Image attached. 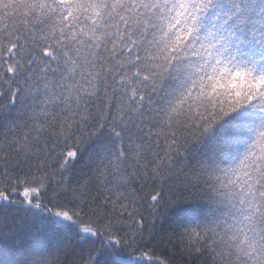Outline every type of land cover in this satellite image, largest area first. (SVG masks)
Returning a JSON list of instances; mask_svg holds the SVG:
<instances>
[{
  "label": "snow or ice",
  "instance_id": "obj_1",
  "mask_svg": "<svg viewBox=\"0 0 264 264\" xmlns=\"http://www.w3.org/2000/svg\"><path fill=\"white\" fill-rule=\"evenodd\" d=\"M176 251L264 264V0H0V264Z\"/></svg>",
  "mask_w": 264,
  "mask_h": 264
},
{
  "label": "trees",
  "instance_id": "obj_2",
  "mask_svg": "<svg viewBox=\"0 0 264 264\" xmlns=\"http://www.w3.org/2000/svg\"><path fill=\"white\" fill-rule=\"evenodd\" d=\"M169 223L170 221L165 220L163 222H161L160 220L156 221V231L158 235H171L170 232H168L169 229ZM162 225V227H161ZM173 240H178V237L173 236ZM168 250V252L171 254L173 251H175V249H173V246L171 244H167L165 246ZM163 249L158 248L155 252L156 256H160L162 253ZM175 264H192V261L189 257L181 255L178 251H176V255H175Z\"/></svg>",
  "mask_w": 264,
  "mask_h": 264
}]
</instances>
